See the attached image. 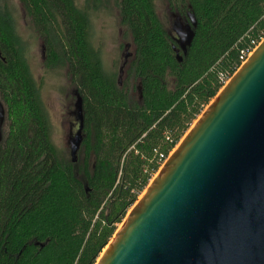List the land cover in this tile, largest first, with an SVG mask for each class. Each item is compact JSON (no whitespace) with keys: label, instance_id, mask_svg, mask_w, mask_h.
<instances>
[{"label":"trees","instance_id":"1","mask_svg":"<svg viewBox=\"0 0 264 264\" xmlns=\"http://www.w3.org/2000/svg\"><path fill=\"white\" fill-rule=\"evenodd\" d=\"M18 1L42 39L44 67L64 68L75 87L82 128L74 160L53 146L27 48L0 2V264H96L240 52L264 37V0H164L191 28L185 52L156 0H115L134 46L121 86L103 70L87 9Z\"/></svg>","mask_w":264,"mask_h":264},{"label":"water","instance_id":"2","mask_svg":"<svg viewBox=\"0 0 264 264\" xmlns=\"http://www.w3.org/2000/svg\"><path fill=\"white\" fill-rule=\"evenodd\" d=\"M174 31L185 52L190 26L175 22ZM77 118L73 160L79 98ZM3 122L0 114V141ZM96 264H264V39L164 162Z\"/></svg>","mask_w":264,"mask_h":264},{"label":"rangeland","instance_id":"3","mask_svg":"<svg viewBox=\"0 0 264 264\" xmlns=\"http://www.w3.org/2000/svg\"><path fill=\"white\" fill-rule=\"evenodd\" d=\"M0 2L11 13L16 32L27 48L29 69L39 87L41 100L47 112L50 140L59 152L66 158H70L71 149L79 128L77 118L78 97L75 87L70 83L64 68L58 67L49 70L44 67L42 39L33 29L22 4L18 0H0ZM76 4L79 9L88 10L92 42L100 52L103 70L106 73L114 74L118 85L121 86L125 79L128 64L134 55V46L129 33L120 24L118 2L115 0H76ZM155 7L161 23L165 26L168 33L176 38L177 35L174 31L175 22H179L183 28L186 25L185 22L167 8L164 0H156ZM206 108H204L203 112ZM4 111V106L1 105L0 114L4 119L2 131L5 134L7 132V121L5 120ZM200 116L190 126L189 130ZM175 149L168 154L167 159ZM160 168L151 181L159 173ZM146 189L139 195L137 201L141 199ZM121 225L118 226L117 231L121 228Z\"/></svg>","mask_w":264,"mask_h":264},{"label":"built area","instance_id":"4","mask_svg":"<svg viewBox=\"0 0 264 264\" xmlns=\"http://www.w3.org/2000/svg\"><path fill=\"white\" fill-rule=\"evenodd\" d=\"M264 37L260 39V41L257 44H253V48L251 50H247V51H241L240 52V57H239V61H240V65L239 68L236 70L238 71L240 69V67L248 60V58L251 56V54L255 51V49L260 45V43L263 41ZM236 73V72H235ZM234 73V74H235ZM233 74V75H234ZM232 75V76H233ZM231 79V77L229 78H222L221 79V88L220 90L223 89V87L229 82V80ZM167 160V159H166ZM164 160V162L166 161ZM164 162L161 164L160 167H162V165L164 164ZM161 169V168H160Z\"/></svg>","mask_w":264,"mask_h":264},{"label":"flooded vegetation","instance_id":"5","mask_svg":"<svg viewBox=\"0 0 264 264\" xmlns=\"http://www.w3.org/2000/svg\"><path fill=\"white\" fill-rule=\"evenodd\" d=\"M74 144H75V140H74Z\"/></svg>","mask_w":264,"mask_h":264}]
</instances>
